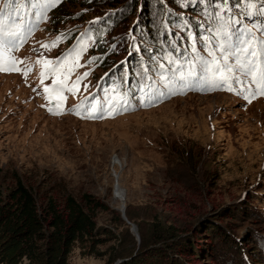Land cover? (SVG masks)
Listing matches in <instances>:
<instances>
[{
  "label": "rangeland",
  "instance_id": "374dc122",
  "mask_svg": "<svg viewBox=\"0 0 264 264\" xmlns=\"http://www.w3.org/2000/svg\"><path fill=\"white\" fill-rule=\"evenodd\" d=\"M201 8L190 0H67L46 10V19L33 6L40 25L24 20L33 32L9 53L19 71L0 72V186L5 195L21 181L40 200L87 194L108 207L95 214L102 242L92 253L89 242L76 244L67 264H145L164 255L182 264L171 246L178 250L195 233L196 264H264V101L200 86L182 90L173 77L154 104L135 101L114 116L93 117L77 107L93 93L103 97L108 78L136 91L148 66L168 69L171 48L191 56L189 33L198 49L203 44ZM7 13L14 22L17 13ZM61 34L57 47H42ZM82 39L84 66L69 83L90 75L76 95L65 93L57 114L50 104L59 98L46 99L43 90L54 78L41 83L37 61L63 59ZM156 77L160 83L161 73ZM139 230L151 241L143 254Z\"/></svg>",
  "mask_w": 264,
  "mask_h": 264
},
{
  "label": "snow or ice",
  "instance_id": "6c2138e0",
  "mask_svg": "<svg viewBox=\"0 0 264 264\" xmlns=\"http://www.w3.org/2000/svg\"><path fill=\"white\" fill-rule=\"evenodd\" d=\"M56 2L57 0H39L33 5L41 9V12L36 13L37 17L43 14L46 19V10L53 7ZM190 2L202 6L200 15L203 21L198 27L204 28V22H207V27L201 34L203 44L198 49L197 37L189 33L191 56L182 58L166 55L164 60L170 65L169 71L172 75H164L165 64H159L162 70L160 83L167 88L170 86L169 81L175 77L182 90L197 86L209 90H223L241 96L247 103L264 97V0H237L236 4H232L231 0ZM15 4L16 0H7L0 8V72L19 71L16 67L18 62L9 53L17 50L33 32L31 27L24 24V17L19 13L16 14L14 22H9L10 14L7 13V9ZM19 6L24 7L23 4ZM187 24L185 21L184 26L187 27ZM63 39V34L58 35L51 44H43L42 47L51 50ZM87 45L88 40L82 39L63 59L37 61L42 65L41 83L49 75L54 78L53 87H44L43 90L46 99L51 100L53 96L59 98L55 105L57 114H61V104L66 99L65 93L76 95L82 82L90 75L89 72H85L69 83L76 69L84 66L79 61L87 51ZM150 87L151 78H146V83L141 86V90L148 93L146 104L155 103L153 98L155 90L148 92ZM87 88L88 85H84L85 91ZM163 94L161 91L160 95ZM82 106L89 117H93L105 113L114 116L127 111L132 105L128 91L120 87H110L105 90L103 97L97 98L93 95L86 105L82 102L77 107Z\"/></svg>",
  "mask_w": 264,
  "mask_h": 264
},
{
  "label": "trees",
  "instance_id": "16d2710c",
  "mask_svg": "<svg viewBox=\"0 0 264 264\" xmlns=\"http://www.w3.org/2000/svg\"><path fill=\"white\" fill-rule=\"evenodd\" d=\"M57 1V7L60 6V9L61 5L67 2V0ZM232 2L237 3V0H231ZM168 20L171 21L170 18ZM100 32L101 30L95 31L96 38L99 37ZM171 49L168 50L169 55H183V51L181 55L179 51L177 54L173 48ZM184 55L187 56V54ZM146 56L142 54V58H147ZM151 68L155 67L148 66L147 74L162 71L158 67ZM143 76L144 73L139 79ZM59 197L47 196L40 200L21 181H18L16 187L5 195L0 186V264H20L23 260L28 261L29 264H67L76 244H80L83 248L84 243L89 242L90 252L95 250L102 242L95 239L97 232L95 214L100 210H109L108 207L87 194H83L80 198L72 194ZM217 229L220 230L219 227ZM221 234L226 236L225 239L227 238L225 232ZM139 235L141 245L138 251L140 250L139 253L143 254L142 252L149 247L151 241L147 242L142 230H139ZM187 239L184 245L179 243L176 251L171 246L170 252L176 253L177 258L183 261L182 264H196L194 247L201 248V239L197 233ZM209 239L212 241L211 237ZM204 245L209 247L208 251L211 250L210 242ZM169 256L164 255V259H154V261L144 258L143 262L154 264L155 261H159V264H173V259ZM126 257L130 258L131 253L125 256L117 255L113 259L115 261Z\"/></svg>",
  "mask_w": 264,
  "mask_h": 264
},
{
  "label": "bare ground",
  "instance_id": "6f19581e",
  "mask_svg": "<svg viewBox=\"0 0 264 264\" xmlns=\"http://www.w3.org/2000/svg\"><path fill=\"white\" fill-rule=\"evenodd\" d=\"M116 197H118V194L116 195ZM119 210L123 211V206L122 205L120 206Z\"/></svg>",
  "mask_w": 264,
  "mask_h": 264
}]
</instances>
